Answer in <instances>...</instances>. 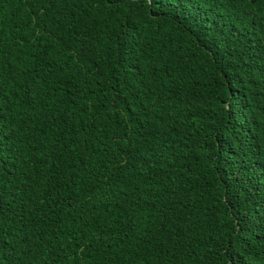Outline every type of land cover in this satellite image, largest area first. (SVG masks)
Wrapping results in <instances>:
<instances>
[{
  "label": "trees",
  "instance_id": "1",
  "mask_svg": "<svg viewBox=\"0 0 264 264\" xmlns=\"http://www.w3.org/2000/svg\"><path fill=\"white\" fill-rule=\"evenodd\" d=\"M0 264H264V0H0Z\"/></svg>",
  "mask_w": 264,
  "mask_h": 264
}]
</instances>
